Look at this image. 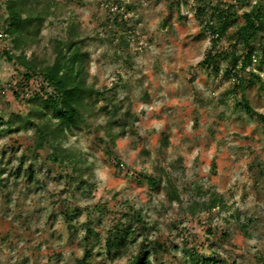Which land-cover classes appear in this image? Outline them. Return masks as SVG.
I'll use <instances>...</instances> for the list:
<instances>
[{"label":"rangeland","instance_id":"rangeland-1","mask_svg":"<svg viewBox=\"0 0 264 264\" xmlns=\"http://www.w3.org/2000/svg\"><path fill=\"white\" fill-rule=\"evenodd\" d=\"M8 2L0 0V264H78L85 236L92 254L83 264H127L153 241L166 250L156 248L150 264H187L191 247L217 255L216 264H264V125L237 106L243 90L264 114V60L251 66L262 85L246 73L241 88L225 63L217 72L202 66L213 39L194 13L197 0H27L23 12L42 17L23 30L20 48L4 34ZM254 3L264 0L235 2L239 22ZM117 13L124 26L112 21ZM70 26L83 40L97 106L116 104L118 113L87 114L60 132L55 160L54 148H35L29 124L9 131L39 104L32 92H45L40 74L23 77L17 57L51 64ZM231 33L217 40L220 54ZM108 121L123 126L115 143L104 136ZM75 167L90 185L72 180ZM18 168H31L37 181L16 178ZM214 193L221 199L207 208ZM138 209L145 227L134 221L137 241L127 256L107 257V231Z\"/></svg>","mask_w":264,"mask_h":264},{"label":"trees","instance_id":"trees-1","mask_svg":"<svg viewBox=\"0 0 264 264\" xmlns=\"http://www.w3.org/2000/svg\"><path fill=\"white\" fill-rule=\"evenodd\" d=\"M26 1L9 0L7 5L8 15L5 20L4 34L12 38L15 48H20L23 30L31 26L33 21L39 22L42 17L41 14L33 16L30 13L23 12L20 5H23ZM241 1L245 2V0H229L228 3H224L222 0H215V2L214 0H197L194 8V13L198 18L202 19L204 23L203 27L211 34L213 39L212 47L207 51L200 64L217 72L220 64L225 63L223 72L228 77L234 79L239 88L243 86L245 79H247L245 75L243 76L246 73L249 75L246 81L262 85L263 82L260 76L254 72L251 66L256 61L257 56H260L264 60V3H254L251 5L247 11L241 14V22H239L240 16L237 15L235 2ZM118 15L119 13H117L112 21L118 26H124L125 22L121 17L118 18ZM231 28H233L231 37L234 41L230 44V49L227 53L220 54L215 48L217 40L228 35ZM75 36V26H70L65 45L56 52L55 59L51 64L40 67L39 64L34 62L27 63L24 55L17 57L20 60V64L27 70L23 74V77L26 80H30L40 74L42 85L45 86L42 89H45V92H32L30 100H36L39 104L36 108L32 109L26 119L17 117L20 124L9 131H20L29 124L35 132V148H43L44 145H49L55 149L56 154L53 156L55 160L58 159V142L56 140L60 137V132L79 126L87 118V114L94 115L97 111H100L115 116L118 113L116 104L112 107H108L107 104L97 106L98 99L96 97L99 94L94 91L93 85L88 83L86 78L87 52L82 48L83 40H76ZM257 39H259L258 51L253 46L254 40ZM6 55L9 60L14 58V56L8 53ZM247 68L249 69L247 70ZM23 85L20 84V86ZM20 93L15 91L18 97ZM237 106L247 114L255 116L264 125V114L252 108L243 90L239 101H237ZM46 115L54 120L53 125L50 126L47 123ZM122 128L123 126L117 131L115 130L114 123L108 121V124L104 128V136L111 143H115L116 139L123 133ZM3 131L2 129L1 132ZM75 163H78L77 159ZM74 169L76 176L71 177L72 180L79 181V186L90 185L82 177L84 174L83 169L81 167H75ZM3 172L4 170L0 168V175ZM22 175L29 182L37 179L35 172L31 168L23 170L22 168H18L16 178ZM146 180L153 187H156L159 183V178L155 175L146 176ZM1 183L2 178L0 176ZM220 199L221 196L214 193L206 204V207H215L218 205ZM78 213L76 210L69 211L67 213L68 219H73ZM124 215L127 216V219L120 223V225H113L104 237L103 251L109 258H123L127 256L130 248L129 244L135 243L138 237L136 229L133 226L134 221L141 223L142 227H145L139 209L133 212V216L127 213ZM87 231L90 233V236L95 233L90 227H87ZM89 240V236L83 238V256L78 260V264H83L87 257L92 254V247L86 246ZM153 244L152 249H146L148 243L147 245L143 243L142 250L130 256L127 264H150L151 254L156 251V248L166 250L165 245L162 243L153 241ZM218 262L217 255H201L195 247L190 248L189 257L185 260L187 264H216Z\"/></svg>","mask_w":264,"mask_h":264}]
</instances>
